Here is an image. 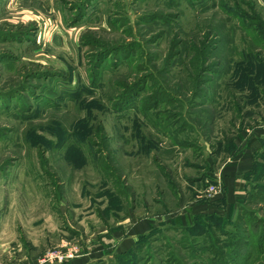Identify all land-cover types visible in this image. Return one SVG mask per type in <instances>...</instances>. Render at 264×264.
Here are the masks:
<instances>
[{
  "label": "rangeland",
  "instance_id": "rangeland-1",
  "mask_svg": "<svg viewBox=\"0 0 264 264\" xmlns=\"http://www.w3.org/2000/svg\"><path fill=\"white\" fill-rule=\"evenodd\" d=\"M262 40L264 0H0V264L69 246L49 264H89L136 219L199 195L212 144L263 126L264 100L244 90ZM259 175L244 227L153 244L178 264L240 250L264 264Z\"/></svg>",
  "mask_w": 264,
  "mask_h": 264
},
{
  "label": "crops",
  "instance_id": "crops-1",
  "mask_svg": "<svg viewBox=\"0 0 264 264\" xmlns=\"http://www.w3.org/2000/svg\"><path fill=\"white\" fill-rule=\"evenodd\" d=\"M256 128H260L259 131L255 130ZM244 132L246 134L242 133L232 138L223 135L221 136L222 143L212 144L213 149L209 156L210 162L208 160V166L202 173L204 177H202V182L204 181L208 185L200 191L199 195H194L192 200L182 203L180 209H175L173 212H160L159 216L165 219L161 222L172 224L175 218H179L177 221H180L181 225L191 224L192 218L196 215H218L233 219L236 214L237 202L241 200L245 193L246 174L251 169L253 159L257 153L264 151V128L261 125L246 127ZM215 140L218 141V138H215ZM190 183L193 182H189L188 187L192 188L193 186ZM210 185L215 186L217 191L214 193L207 192L206 188ZM194 191L192 190L191 193L193 194ZM181 209L182 211H180ZM153 216L154 214L133 221L132 225L127 228L126 235L117 245H113L111 248L104 247L105 253L109 249L117 253L126 251L139 235L154 227H164L161 222H153ZM167 229L174 230L170 226ZM15 248L21 250V245H19V248L16 245ZM78 261L80 260L74 259L70 264H80Z\"/></svg>",
  "mask_w": 264,
  "mask_h": 264
},
{
  "label": "trees",
  "instance_id": "trees-1",
  "mask_svg": "<svg viewBox=\"0 0 264 264\" xmlns=\"http://www.w3.org/2000/svg\"><path fill=\"white\" fill-rule=\"evenodd\" d=\"M262 41H263L262 44L264 45V40ZM254 59H256L254 64L253 65L250 64L251 69H253L254 76L251 77L250 76L251 72L248 71V76H246V82L248 83L249 86H245L244 90L249 91L251 93L255 92L254 93L256 94L255 97L257 98L259 97L260 99L264 100V55H260V57L255 55ZM246 61L248 62V60ZM259 158L264 159V151L259 154L257 153V155L254 157L253 165L249 170V172H247L246 174L247 184H244V189L250 183L249 181L250 178L255 176V173L256 174L260 173L259 178H261V176L264 175V169L259 170L258 168L259 166H261V164L259 163ZM239 202L240 201L237 202V210L233 219L225 218L218 215L217 216L196 215L192 218L191 224L189 223V224L181 225L180 221H177V219L179 218H175L174 222L172 223V226L170 227H172L174 230H179L183 236L187 234L191 238H196L198 236L205 235L206 238L209 239L207 235L208 234L207 230L208 229L213 230L210 231V233H214V231L218 228L221 230L223 235H227V234L231 235L232 233L228 229H224L219 226L224 225L225 222H234V221L237 222L236 225L238 227H241L243 225L242 223L243 221H245V214L243 213V211L240 210L241 204ZM167 227L164 226V227L151 228L148 232L139 235L137 240L126 251L119 253L111 252V254L109 252H106V254L102 258L92 261L89 264H120V261H127L128 259H131V261L133 262V263L131 262V264H178V260H177L178 258L174 254L170 252V254L167 255L165 254V251L159 252V248L163 246L153 244V241H155L156 243L160 241L161 239L160 236H163L162 240H166L165 239L166 235L163 233L164 232L166 233ZM258 228H260V225L258 226ZM211 243L212 242H210L209 244ZM186 252L190 253L189 251ZM143 253H145L146 255L144 258H142ZM213 258H219V256L216 257L213 256ZM220 260H223L224 262L229 264H231L230 262L232 263L236 262L238 264H247L246 253L243 250L238 251L236 257L232 258L231 260H227V258H225L224 256H221Z\"/></svg>",
  "mask_w": 264,
  "mask_h": 264
},
{
  "label": "built area",
  "instance_id": "built-area-1",
  "mask_svg": "<svg viewBox=\"0 0 264 264\" xmlns=\"http://www.w3.org/2000/svg\"><path fill=\"white\" fill-rule=\"evenodd\" d=\"M264 128V123L263 126ZM207 192L214 193L217 191L216 187L213 185H210L206 188ZM77 249L76 246H69L66 248H59L58 250H52V249H47L45 250L41 255H39L37 258V263H61L64 262L65 260L71 259L76 255ZM4 264H29L26 261H23L21 259H16L13 261H10L8 263Z\"/></svg>",
  "mask_w": 264,
  "mask_h": 264
}]
</instances>
